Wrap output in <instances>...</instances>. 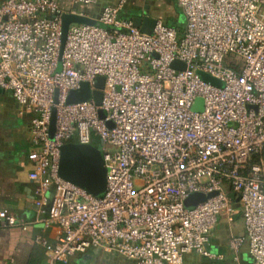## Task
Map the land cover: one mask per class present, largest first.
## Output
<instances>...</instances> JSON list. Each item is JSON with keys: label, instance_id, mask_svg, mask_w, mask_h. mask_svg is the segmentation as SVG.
Here are the masks:
<instances>
[{"label": "built area", "instance_id": "1", "mask_svg": "<svg viewBox=\"0 0 264 264\" xmlns=\"http://www.w3.org/2000/svg\"><path fill=\"white\" fill-rule=\"evenodd\" d=\"M127 1L105 6L97 24H71L65 42L64 15L100 0L0 2V89L31 116L37 242L51 264L92 248L184 264L190 253L217 257L207 245L220 218L240 216L245 233L231 248L247 240L253 264H264V0H177L185 29L157 21L152 33L119 18ZM84 83L92 96L67 103ZM93 134L106 167L101 196L59 173L62 147L92 145ZM195 193L209 197L188 207ZM25 224L0 210V228ZM53 226L56 241L45 234Z\"/></svg>", "mask_w": 264, "mask_h": 264}, {"label": "crops", "instance_id": "2", "mask_svg": "<svg viewBox=\"0 0 264 264\" xmlns=\"http://www.w3.org/2000/svg\"><path fill=\"white\" fill-rule=\"evenodd\" d=\"M118 1L100 0L97 5L83 7L80 10L99 22L104 7L116 4ZM139 1L128 0L119 18L133 21L136 17L149 16L164 23L162 17L153 12L139 10L129 18L123 15V12L130 13L133 8L138 7ZM176 3L180 6L177 0ZM169 11L173 17L175 11L171 8ZM167 23L169 25V22ZM32 146L31 116L22 115L11 92L2 90L0 92V210L8 209L14 212L26 224L0 228V264H51L45 248L37 242V237L42 234L44 223L41 220L44 215L37 205L35 183L30 178L32 163L29 160V153ZM221 229V224L218 223L212 241L220 234ZM45 234L51 241H56L61 235V230L53 226ZM89 255L96 256L90 264H134L133 261L121 255L120 257L119 254L115 255L113 251L100 248L77 253L68 263L55 264H85L84 261Z\"/></svg>", "mask_w": 264, "mask_h": 264}, {"label": "water", "instance_id": "3", "mask_svg": "<svg viewBox=\"0 0 264 264\" xmlns=\"http://www.w3.org/2000/svg\"><path fill=\"white\" fill-rule=\"evenodd\" d=\"M134 25L141 28L143 31L152 33L157 24V20L146 16L136 17L133 19ZM73 23H85V24H97V20L79 14H65L63 17V42H65L69 27ZM180 65L179 61L173 63V67ZM184 68V66H183ZM203 79L212 82L217 85H222V82L210 74L200 72ZM105 86V78L100 76L97 78L94 97L98 104L102 103L103 93L102 89ZM0 92L2 90L0 89ZM92 96L91 89L87 83L82 85L80 90H74L70 93L67 99V103H79L88 100ZM55 102L58 103L56 96ZM193 109L201 112L204 110L203 98H198L194 104ZM100 116L105 118L107 116L106 111L100 110ZM56 130V108L53 110V116L51 121V137L54 136ZM60 175L83 187L90 193L101 196L106 190V167L102 154V145L94 147L91 144H81L75 142H69L62 147L61 163L59 169ZM209 196L202 193L192 194L186 201L188 207L194 208L198 204L205 201Z\"/></svg>", "mask_w": 264, "mask_h": 264}, {"label": "rangeland", "instance_id": "4", "mask_svg": "<svg viewBox=\"0 0 264 264\" xmlns=\"http://www.w3.org/2000/svg\"><path fill=\"white\" fill-rule=\"evenodd\" d=\"M2 0H0L1 2ZM138 7L133 8L130 13L123 12L124 16L131 17L135 12L139 10L144 12H153L159 14L166 24L183 31L186 27L187 16L184 10L177 5L176 0H140L137 4ZM170 8L175 11L172 17ZM168 24V23H167ZM111 29L112 27H107ZM101 144L99 138L93 134L92 146L98 147ZM221 224L220 234L207 245V250L210 253H214L217 257H205L197 253H190L186 255V263L184 264H253V258L249 253L248 241L246 240L242 249L239 252L232 250L230 240L233 236H244V222L240 216H236L233 219L220 218ZM221 254V255H220ZM115 255H118L115 252ZM120 256V255H119ZM121 257V256H120ZM96 256L89 255L84 261L85 264H90L94 261ZM93 264V263H91Z\"/></svg>", "mask_w": 264, "mask_h": 264}]
</instances>
